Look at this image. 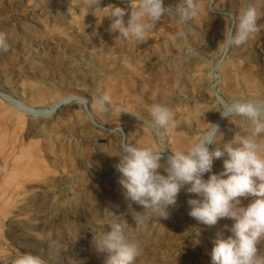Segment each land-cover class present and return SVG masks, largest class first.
<instances>
[{"label":"rangeland","instance_id":"1","mask_svg":"<svg viewBox=\"0 0 264 264\" xmlns=\"http://www.w3.org/2000/svg\"><path fill=\"white\" fill-rule=\"evenodd\" d=\"M137 3L138 0H100L98 9H87L81 0H0V32L11 36L9 51H0V90L7 95L0 96V264H13L24 254L39 257L41 264H104L107 253L97 252L93 241L110 230L107 221L113 217L109 212L121 217L126 236L142 248L134 264H210L209 253L217 231L235 223L222 218L217 225L208 226L191 217L187 201L195 197L187 193V186L179 192L175 205L168 208V218L153 220L154 216L146 213L142 225L128 222L133 212L143 214L144 208L125 200V190L119 182L122 174L115 167L119 158L114 155L126 137L129 144L148 146L163 155L176 150L168 147L169 137L186 135L184 130L155 126L149 109L153 103H162L172 111L170 105L191 92L188 80L200 79L207 87L205 97L195 96L197 99L190 101L193 104L200 102V106L207 104L217 109V96L228 102L241 98L264 102V0H200L201 11L186 23L180 22L176 12L182 0H163L168 8L165 15L142 41L118 38L120 33L112 29V22L95 21L98 17L111 20L106 15L112 7L124 8L127 20L129 9ZM249 6L257 10L259 31L246 45L229 46L227 54L223 51L225 36L235 35L234 18ZM83 15L93 22L81 23ZM45 18L49 19L47 23ZM42 21L47 27L42 26ZM35 25L41 31L29 33ZM147 63L153 67L151 75H143L140 69ZM124 66H139L141 77L148 78L149 88L156 91H142L121 70ZM227 66L233 69V83L224 74ZM157 79L160 90L154 87ZM41 90L55 92L61 98L71 97L61 104L57 120L53 115L35 117L27 112L30 105L51 109L53 101L30 97L31 92ZM230 90L236 93L233 98L227 94ZM99 94L111 98L106 113L91 109L92 99ZM73 97L87 98L89 105L86 108L74 102ZM235 121L231 140L235 134L247 135L251 130L245 118L236 116ZM131 128L140 134L138 139L129 135ZM103 131L108 136H100ZM252 199L241 197V206L246 207ZM224 234L230 235L226 231ZM257 247L264 252V240Z\"/></svg>","mask_w":264,"mask_h":264},{"label":"clouds","instance_id":"2","mask_svg":"<svg viewBox=\"0 0 264 264\" xmlns=\"http://www.w3.org/2000/svg\"><path fill=\"white\" fill-rule=\"evenodd\" d=\"M81 2L87 9H95L100 4V0ZM166 9L163 0H138L135 7L131 6L127 20L126 10L121 7H112L106 16L112 20V29L119 31L118 38L142 41L147 33L156 29ZM200 11V0H182L176 7L181 23L195 18ZM257 17L255 7L244 8L234 18L235 35L225 36L226 46L246 44L259 31ZM10 39L9 33L0 32V51H9ZM72 99L86 108L89 105L87 98ZM110 103L109 95L99 94L92 99L91 109L106 113ZM216 104L223 118H245L250 123V132L235 134L232 140L221 144L223 135L219 125L209 124L193 143L171 151L163 163V152L122 140L119 152L114 155L119 158L115 167L122 174L119 182L125 190V199L144 208L143 214L133 212L135 223L140 225L146 213L168 218V208L175 205L179 192L187 186V193L195 197L187 201L191 217L208 226L217 225L222 218L235 221L217 231L209 253L210 264H264V252L257 247L264 240V102L247 98L228 102L217 96ZM149 113L155 126L163 129L175 126L174 113L166 105L153 103ZM88 116L91 120V112ZM209 145H216L215 150L210 151ZM222 157H226L223 170L205 180L204 174L211 172L213 160ZM249 196L253 198L251 202L246 207L241 206L240 198ZM109 215L113 217L107 221L110 230L94 238L96 251L107 253L104 264H134L142 248L126 236L119 215L112 212ZM225 231L230 235L226 236ZM13 264H41V260L33 254H24Z\"/></svg>","mask_w":264,"mask_h":264},{"label":"bare ground","instance_id":"3","mask_svg":"<svg viewBox=\"0 0 264 264\" xmlns=\"http://www.w3.org/2000/svg\"><path fill=\"white\" fill-rule=\"evenodd\" d=\"M60 5V4H59ZM27 6V5H26ZM14 8V7H13ZM24 8V7H23ZM83 9V8H82ZM96 9H98V8H96ZM128 9V8H127ZM51 10V9H50ZM129 10H131V9H129ZM203 10V9H202ZM12 11V10H11ZM91 11V10H90ZM89 11V12H90ZM34 12V11H33ZM83 12V11H82ZM84 12H85V10H84ZM68 14V13H67ZM80 14H81V12H80ZM82 14H84V13H82ZM89 14V13H88ZM206 14H207V12H206ZM63 15V14H62ZM208 15V14H207ZM42 16V15H41ZM96 16V15H95ZM203 16V15H202ZM214 16V15H213ZM72 17V16H71ZM75 17V16H74ZM73 17V18H74ZM78 17V16H77ZM80 17H82V16H80ZM107 17V16H106ZM76 18V17H75ZM127 18V17H126ZM196 18V17H195ZM206 19H207V17H205ZM204 18V19H205ZM46 19V18H45ZM66 19V18H65ZM79 19H81V23H83V24H86V25H89L90 23H92L93 22V19H91V18H89V17H86V15H83V18H79ZM95 19V18H94ZM199 19H201V18H199ZM216 19V18H215ZM48 18L45 20V22L47 23L48 22ZM197 20H198V18H197ZM210 20V19H209ZM212 20V19H211ZM53 21V20H52ZM95 21H97L98 23H101V24H110L111 22H112V20H109V19H105V18H103V17H98V18H96V20ZM38 22V21H37ZM45 22H43L42 21V26H45L46 24H45ZM54 22V21H53ZM68 22H70V21H68ZM56 23V22H55ZM190 23V22H189ZM195 23V22H194ZM33 24V23H32ZM37 24V23H36ZM64 24V23H63ZM67 24V23H66ZM78 24V23H77ZM80 24V23H79ZM198 24V23H197ZM226 24V23H225ZM21 25V24H20ZM51 25V24H50ZM81 25V24H80ZM79 25V26H80ZM86 25H85V27H86ZM202 25V24H201ZM205 25V24H204ZM219 25V24H218ZM84 26V25H83ZM259 26V25H258ZM33 27V26H32ZM31 27V30L29 31V33H33V32H35V31H38L40 28H39V26H37V25H35L33 28ZM46 27H47V25H46ZM89 28H90V26H88ZM42 28V27H41ZM78 28V27H77ZM88 28V29H89ZM201 28H203V27H201ZM213 28V27H212ZM58 29H60V28H58ZM70 29V28H69ZM86 29H87V27H86ZM27 30V29H26ZM25 30V31H26ZM71 30V29H70ZM85 30V29H84ZM91 30V29H90ZM214 30V29H213ZM41 31V30H40ZM40 31H38V32H40ZM81 31V30H80ZM83 31V30H82ZM88 31V30H87ZM86 31V32H87ZM211 30H209V32H210ZM6 32V31H5ZM75 32V31H74ZM112 32V31H111ZM159 32V31H158ZM161 32H162V30H161ZM65 33V32H64ZM72 33V32H71ZM85 33V32H84ZM89 33V32H88ZM91 33V32H90ZM100 33V32H99ZM186 33V32H185ZM41 34V33H40ZM76 34V33H75ZM86 34V33H85ZM84 34V35H85ZM102 34V33H101ZM153 34H154V32H153ZM157 34V33H156ZM169 34V33H168ZM219 34V33H218ZM82 35V34H81ZM90 35V34H89ZM95 35V34H94ZM159 35V34H158ZM149 36V35H148ZM147 36V37H148ZM177 36V35H176ZM213 36V35H212ZM262 36V35H261ZM260 36V37H261ZM24 37V36H23ZM27 37V36H26ZM53 37H56V36H53ZM153 37V36H152ZM259 37V38H260ZM34 38V37H33ZM46 38V37H45ZM76 38V37H75ZM74 38V39H75ZM90 38H92V40H93V37L91 36ZM151 38V37H150ZM163 38V37H162ZM193 38V37H192ZM19 39V38H18ZM23 39V38H22ZM65 39V38H64ZM105 39V38H104ZM173 39V38H172ZM221 39H222V37H221ZM262 39V38H261ZM91 40V39H90ZM95 40V39H94ZM93 40V41H94ZM219 40V39H218ZM17 41V40H16ZM22 41V40H21ZM93 41H90L91 42V44H92V42ZM95 41H97V40H95ZM134 41V40H133ZM256 41V40H255ZM254 41V42H255ZM73 42V41H72ZM147 42V41H146ZM42 43V42H41ZM103 43V42H102ZM203 43V42H202ZM217 43V42H216ZM221 43V42H220ZM258 43V42H257ZM62 44V43H61ZM67 44V43H66ZM81 44V43H80ZM204 44V43H203ZM202 44V45H203ZM93 45V44H92ZM154 45V44H153ZM246 45V44H245ZM258 45V44H257ZM100 45H99V43H98V47H99ZM118 46V45H117ZM140 46H142V45H140ZM172 46V45H171ZM84 47V46H83ZM155 47V46H154ZM176 47V46H175ZM177 47H178V45H177ZM243 47V46H242ZM262 47V46H261ZM188 48V47H187ZM241 48V47H240ZM244 48V47H243ZM251 48V47H250ZM62 49V48H61ZM90 49V48H89ZM97 49V48H96ZM70 50V49H69ZM151 50V49H150ZM183 50V49H182ZM207 50V49H206ZM229 50V46H226V44L224 45V49H223V51L225 52V53H227L228 54V51ZM81 51V50H80ZM109 51V50H108ZM141 51V50H140ZM149 51V50H148ZM51 52V51H50ZM64 52V51H63ZM100 52V51H99ZM98 52V53H99ZM103 52V51H102ZM130 52V51H129ZM145 52V51H144ZM244 52V51H243ZM248 52V51H247ZM97 53V54H98ZM102 54V53H101ZM105 54V53H104ZM136 54V53H135ZM156 54V53H155ZM171 54V53H170ZM208 54V53H207ZM235 54V53H234ZM242 54V53H241ZM7 55V54H6ZM54 55H58V54H54ZM79 55V54H78ZM85 55V54H84ZM90 55V54H89ZM96 55V54H95ZM132 55V54H131ZM148 55V58L149 57H151V55L148 53L147 54ZM232 55V54H231ZM243 55V54H242ZM246 54L244 53V56H245ZM258 55V54H257ZM59 56V55H58ZM106 56V55H105ZM87 57V56H86ZM94 57V56H93ZM146 58V57H145ZM147 58V59H148ZM231 58V57H230ZM233 58V57H232ZM245 58H246V56H245ZM254 58H256V57H254ZM138 59V58H137ZM146 59V60H147ZM170 59V58H169ZM251 59V58H250ZM2 60V59H1ZM31 60V59H30ZM152 60V59H151ZM154 60V59H153ZM231 60V59H230ZM237 60V59H236ZM238 60H240V59H238ZM244 60V59H243ZM132 61V60H131ZM135 61V60H134ZM148 61V60H147ZM195 61V60H194ZM235 61V60H234ZM248 61V60H247ZM250 61V60H249ZM261 61V60H260ZM30 62V61H29ZM102 62H104V61H102ZM115 62V61H114ZM137 62V61H136ZM142 62V61H141ZM149 62V61H148ZM167 62V61H166ZM171 62V61H170ZM233 62V61H232ZM236 62V61H235ZM251 62V61H250ZM105 63V62H104ZM122 63H123V61H122ZM125 63H127V62H125ZM124 63V64H125ZM133 63V62H132ZM144 63V62H143ZM146 63V62H145ZM202 63V62H201ZM253 63V62H252ZM20 64V63H19ZM67 64V63H66ZM110 64V63H109ZM119 64V63H118ZM129 64V63H128ZM230 64V62L228 63V65ZM240 64V63H239ZM251 64V63H250ZM259 64V63H258ZM77 65V64H76ZM102 65V64H101ZM132 65V64H131ZM130 65V66H131ZM179 65V64H178ZM181 65V64H180ZM231 65V64H230ZM246 65H247V62H246ZM25 66V65H24ZM47 66H48V64H47ZM50 66V65H49ZM53 66V65H52ZM118 66V65H117ZM134 66V65H133ZM154 66V65H153ZM42 67V66H41ZM45 67V66H44ZM68 67V66H67ZM107 67V66H106ZM120 67V66H119ZM189 67V66H188ZM199 67V66H198ZM258 67V66H257ZM1 68V67H0ZM113 68V67H112ZM151 68H153L152 66L150 67L149 66V64L147 63V64H145L144 66H141L140 67V69L142 70V72H143V75H144V73H147V74H149V75H151V73H150V71H151ZM24 69V68H23ZM118 69V68H117ZM138 69H139V66H138V68H136V67H132V68H126L125 66H124V68H122L121 70L122 71H124V72H126L127 74L126 75H128V79H130L131 81H136V84L137 85H139V87H140V89L142 90V91H144L145 92V90H147V92L148 91H150V92H155L156 90H153V89H150L149 87L150 86H148V83H149V79L148 78H144V77H141V73H139L138 72ZM140 69H139V71H140ZM159 69V68H158ZM241 69V68H240ZM257 69V68H256ZM20 70V69H19ZM160 70V69H159ZM28 71V70H27ZM39 71H41V70H39ZM113 71V70H112ZM154 71V70H153ZM173 71V70H172ZM244 71V70H243ZM262 71V70H261ZM29 72V71H28ZM32 72V71H31ZM100 72V71H99ZM187 72H188V70H187ZM258 72V71H257ZM96 73V72H95ZM120 73V72H119ZM154 73V72H153ZM178 73V72H177ZM88 74V73H87ZM121 74V73H120ZM119 74V75H120ZM124 74V73H123ZM122 74V75H123ZM141 74V75H140ZM157 74V73H156ZM190 74H192V72L190 73ZM222 74V73H221ZM224 74H225V76H226V78H228L232 83H233V69H232V67L231 66H227L226 68H225V71H224ZM16 75V74H15ZM19 75V74H18ZM118 75V76H119ZM153 75V74H152ZM158 75V74H157ZM168 75V74H167ZM41 76V75H40ZM84 76V75H83ZM91 76V75H90ZM156 76V75H155ZM154 76V77H155ZM160 76V75H159ZM158 76V77H159ZM193 76V75H192ZM198 76V75H197ZM116 77V76H115ZM124 77V76H123ZM247 77V76H246ZM4 78V77H3ZM26 78V77H25ZM119 78V77H118ZM125 78V77H124ZM165 78V77H164ZM168 78V77H167ZM173 78V77H172ZM172 78L170 77V79L172 80ZM176 78V77H175ZM190 78V77H189ZM195 78V77H194ZM91 79V78H90ZM121 79H123L122 77H121ZM120 79V80H121ZM179 79V78H178ZM237 79V78H236ZM243 79V78H242ZM184 80H186V79H184ZM92 81V80H91ZM154 81V80H153ZM162 81V80H161ZM187 81V80H186ZM186 81H184V83L186 82ZM190 81V84L191 85H189L188 87L189 88H191V92L190 93H185V94H183V95H181V96H177L179 99L177 100V98H176V100L177 101H175L173 104H172V106L170 105V107H172V112L174 113V116H175V126L174 127H171V128H169V129H171L172 131H174V130H179V131H181L180 129H182V131L184 130V132H185V134L186 135H176L175 133V135H169L170 137H169V139H170V145L168 146V147H172V148H174V149H176V150H180V149H184V148H187L191 143H193L194 141H195V139L199 136V134H201L204 130H206L208 127H209V124H218L219 125V128H220V132L222 133V135H223V139H222V141H221V144L222 143H224V142H228V141H230L231 139H230V135H231V131H232V129L235 127V125H236V121H235V117L234 116H231V117H229V118H223L222 116H221V114L220 113H218V114H216V107H211L210 105H207V104H203L202 106H200L199 105V103L197 104V102H194V104L193 103H191L190 101H194L195 99H197L195 96H201V97H205V95L207 94V93H205V90H204V86H203V83H202V80H188V82ZM246 81V80H245ZM159 82L160 81H158V79L157 80H155V88H157V90H160V89H158V84H159ZM93 83V82H92ZM152 83V82H151ZM181 83V82H180ZM205 83V82H204ZM246 83V82H245ZM110 84V83H109ZM153 84V83H152ZM166 84V83H165ZM189 84V83H188ZM9 85V84H8ZM7 85V86H8ZM96 85V84H95ZM111 85V84H110ZM109 85V86H110ZM182 85V84H181ZM180 85V86H181ZM186 85V84H185ZM12 86V85H11ZM87 86V85H86ZM132 86V85H131ZM161 86V85H160ZM179 86V85H178ZM199 86V87H198ZM10 87V86H9ZM25 87V86H24ZM153 87V88H154ZM21 88V87H20ZM37 88V87H36ZM136 88V87H135ZM201 89V90H198V89ZM207 88V87H206ZM205 88V89H206ZM121 89V88H120ZM165 89V88H164ZM169 89V88H168ZM241 89V88H240ZM256 89V88H255ZM22 90V89H21ZM170 90V89H169ZM173 89H171V91H172ZM245 90V89H244ZM47 91V90H46ZM122 91V90H121ZM127 91V90H126ZM165 91V90H164ZM177 90H175V92H176ZM225 91V90H224ZM30 92V91H29ZM130 92V91H129ZM160 92V91H159ZM92 93V92H91ZM123 93H124V90H123ZM161 93L162 94H164L162 91H161ZM166 93V92H165ZM182 93V92H181ZM0 96H7L6 95V93H4L2 90H0ZM147 94V93H146ZM167 94H169V93H167ZM227 94L231 97V98H233V96H235L236 95V93H235V91H233V90H230L229 91V93L227 92ZM9 95V94H8ZM130 95V94H129ZM152 95V94H151ZM160 95V94H159ZM179 95V94H178ZM112 96V95H111ZM125 96V95H124ZM137 96V95H136ZM30 97L32 98V99H34V100H36V101H41V100H51V101H53L54 103H53V105H52V107H51V109H49L48 111L47 110H43V109H36V108H33V106H28V108L26 109L27 110V112H29V113H31L32 115H35V117H37V116H50V115H53L54 116V118L57 120L58 119V116H56L57 115V113H58V111H59V108H60V106H61V104L64 102V101H66L67 99H71V97H58L57 95H56V93L55 92H44V91H33V93L31 92L30 93ZM129 97H132V96H129ZM159 97V96H158ZM157 97V98H158ZM163 97V96H162ZM160 98V97H159ZM168 98H170V97H168ZM131 99V98H130ZM164 99V98H163ZM190 99V100H189ZM204 99V98H203ZM29 100V99H28ZM12 101V100H11ZM15 101V100H14ZM13 101V102H14ZM132 101V100H131ZM145 101V100H144ZM157 101V100H156ZM159 101V100H158ZM114 102V101H113ZM117 102V101H116ZM136 102V101H135ZM139 103V102H138ZM144 103V102H143ZM205 103V102H204ZM207 103V102H206ZM16 104H17V101H16ZM140 105H141V103H139ZM168 104V103H167ZM91 105V104H90ZM168 106V105H167ZM143 108H144V106H143ZM142 109V108H141ZM145 110V109H144ZM143 110V111H144ZM89 113H87V115H88ZM114 114V113H113ZM128 115V114H127ZM73 117V116H72ZM89 117V116H88ZM121 117V116H120ZM129 117V116H128ZM117 118V117H116ZM124 118V117H123ZM127 118V117H126ZM43 119V118H42ZM130 119V118H129ZM135 119V118H134ZM241 119V118H240ZM80 120V119H79ZM114 120V119H113ZM127 120V119H126ZM208 120H210V122L208 121ZM64 121V120H63ZM87 121V120H86ZM125 121V120H124ZM46 122V121H45ZM44 122V123H45ZM52 122V121H51ZM132 122V121H131ZM146 122V121H145ZM73 123V122H72ZM148 123V122H147ZM47 124H45V126H46ZM115 125H117V124H115ZM240 125V124H239ZM95 126H98L99 127V129L100 128H102V127H100V125H95ZM43 127V126H42ZM126 127V126H125ZM40 128V127H39ZM83 129V128H82ZM129 129V128H128ZM132 129V128H131ZM140 129V128H139ZM102 130V129H101ZM133 131L132 132H130L129 133V131H127L128 133H129V135L132 137V136H134L135 137V139L137 138H139L140 137V134L138 133V132H136V130H134V129H132ZM142 130V129H141ZM113 132L115 131V129L114 130H112ZM181 131V132H182ZM79 132V131H78ZM81 132V131H80ZM133 132H135V133H133ZM166 132V131H165ZM93 133V132H92ZM177 133V132H176ZM99 134H100V136L102 135L103 137H106V136H108L107 135V133L106 132H104L103 131V133L101 132H99ZM115 134V133H114ZM113 134V135H114ZM190 134H192V135H190ZM127 135V134H126ZM80 136H81V134H80ZM115 137H116V135H114ZM112 137V136H111ZM83 138V137H82ZM100 138V137H99ZM108 138V137H107ZM113 138V137H112ZM108 139H111V138H108ZM168 139V138H167ZM217 139L219 140V139H221V137L218 135L217 136ZM107 140V139H106ZM118 140V139H117ZM123 140H126V142L128 143V140H127V137L126 138H124ZM151 140V139H150ZM58 141V140H57ZM134 141V140H133ZM109 142V141H108ZM131 142V141H130ZM110 143V142H109ZM59 144V143H58ZM111 144V143H110ZM133 144V143H132ZM152 144V143H151ZM46 145V144H45ZM102 145V144H101ZM104 145V144H103ZM115 145V144H114ZM14 146V145H13ZM115 146H117V144L115 145ZM114 146V148L116 149V147ZM153 146V145H152ZM215 146L216 145H209V150L210 151H213V150H215ZM46 147V146H45ZM140 147V146H139ZM148 147V146H147ZM118 148V147H117ZM77 149V148H76ZM119 149H120V147L117 149V151H116V153H118L119 152ZM5 150V149H4ZM44 150V149H43ZM112 150V149H111ZM46 151V150H45ZM56 151V150H55ZM87 154H89V153H87ZM115 154V153H114ZM168 155H170V154H167V155H163L162 156V160H165L166 158H167V156ZM3 157V156H2ZM78 157V156H77ZM102 158V157H101ZM226 157H222V158H219V159H214L213 160V165H212V170H211V172L210 173H207V179L209 178V176L211 175V174H218L219 172H221V168H222V165H223V160L225 159ZM87 159V158H86ZM105 159V158H104ZM103 159V160H104ZM107 159V158H106ZM82 160V159H81ZM84 161V160H83ZM112 162H114V161H112ZM111 164V163H110ZM92 167V166H91ZM100 168V167H99ZM110 168V167H109ZM112 168V167H111ZM111 172H113V171H111ZM163 172V171H162ZM205 175V174H204ZM205 177V176H204ZM205 177V178H206ZM115 178V177H114ZM82 179V178H81ZM117 179V178H116ZM115 179V180H116ZM121 179V178H120ZM206 179V180H207ZM114 180V181H115ZM88 181V180H87ZM91 181V180H90ZM120 181V180H119ZM84 182V181H83ZM117 182V181H116ZM94 183V182H93ZM92 183V184H93ZM115 185V184H114ZM109 186V185H108ZM112 186V185H111ZM117 186V185H116ZM100 187V186H99ZM112 187H114V186H112ZM109 188V187H108ZM122 188V187H121ZM187 188V187H186ZM103 189V188H102ZM118 189V188H117ZM109 190V189H108ZM85 191V190H84ZM100 191V190H99ZM123 191H124V189H123ZM93 193V192H92ZM99 193V192H98ZM97 194V193H96ZM121 194V193H120ZM119 194V195H120ZM123 194V193H122ZM85 195V194H84ZM98 195V194H97ZM188 195V194H187ZM123 196V195H122ZM181 198V197H180ZM100 199V198H99ZM103 200V199H102ZM126 200V199H125ZM124 200V201H125ZM83 201V200H82ZM106 201V200H105ZM129 201V200H128ZM109 202V201H108ZM101 203H103V202H101ZM100 203V204H101ZM105 203V202H104ZM98 204V203H97ZM114 204V203H113ZM122 204V203H121ZM123 204H124V202H123ZM122 204V205H123ZM89 205H91V204H89ZM125 205V204H124ZM135 205V204H134ZM98 206H99V204H98ZM185 206V205H184ZM108 207V206H107ZM189 207V206H188ZM104 208V207H103ZM115 208V207H114ZM112 209V208H111ZM137 209V208H136ZM181 211V210H180ZM98 212H100V210L98 211ZM101 214V213H100ZM184 215V214H183ZM185 216V215H184ZM180 217V216H179ZM153 218V220H158L159 218H157L156 216H154V217H152ZM111 219V218H110ZM120 219H121V217H120ZM128 219V222H132V221H134V219L133 218H131L130 216H129V218H127ZM164 219V218H163ZM189 219V218H188ZM160 220V219H159ZM190 220V219H189ZM123 222V221H122ZM153 222V221H152ZM157 222V221H156ZM220 222V221H219ZM126 224V223H125ZM156 225V224H155ZM158 225V224H157ZM159 226V225H158ZM89 259V258H88Z\"/></svg>","mask_w":264,"mask_h":264}]
</instances>
